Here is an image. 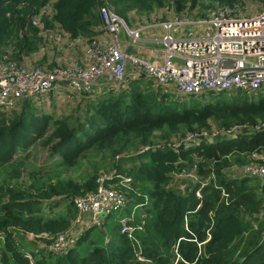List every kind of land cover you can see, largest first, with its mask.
Returning <instances> with one entry per match:
<instances>
[{
  "label": "trees",
  "instance_id": "16d2710c",
  "mask_svg": "<svg viewBox=\"0 0 264 264\" xmlns=\"http://www.w3.org/2000/svg\"><path fill=\"white\" fill-rule=\"evenodd\" d=\"M103 1L125 22L128 12L134 10L148 14L167 7L178 16L203 15L214 5L233 8L241 3L0 0V60L6 57L20 63L39 48L41 28L33 25L32 19L48 4L53 14L41 18L44 29L58 23L71 37H91L101 24L98 7ZM200 6L207 10L197 12ZM151 83L142 78L129 80L120 92H107L96 102L86 103L82 112L73 116L77 127L68 119L34 113L29 101L23 102L19 111L0 109V171L10 170V180H1L7 186L0 184L2 264H31L23 250L31 254L32 264H264V225L255 217L264 205V183L257 177L229 173L249 163L251 155L264 146V132H250L252 126L264 122V94L249 98L240 91L221 92L210 94L203 103L182 104L183 100L169 99L171 94L157 87L153 90ZM212 124L218 129L241 124L249 128L236 140L168 148L173 140L189 132L210 130ZM37 142L51 157H60L64 174L62 168L45 175L39 170L22 171L23 163L15 161L21 157L18 154L29 152ZM146 146L150 149L139 152ZM88 159L93 161L91 170L78 178L72 176L70 172ZM194 163L198 175L213 172L214 181L206 186L191 183L183 194L176 193L172 173ZM98 164L107 170L100 172ZM112 170L116 171L115 180L131 178V189L125 193L128 201L119 209L121 215H130V210L146 199L142 212H134V239L120 232L118 220L104 230L110 215L102 217L100 225L83 231L65 253H54L26 238L27 233H65L77 213L73 200L94 193L99 176ZM54 197L69 199V204L56 215L42 214L43 202ZM93 229L98 231L93 234Z\"/></svg>",
  "mask_w": 264,
  "mask_h": 264
},
{
  "label": "built area",
  "instance_id": "2783aa9c",
  "mask_svg": "<svg viewBox=\"0 0 264 264\" xmlns=\"http://www.w3.org/2000/svg\"><path fill=\"white\" fill-rule=\"evenodd\" d=\"M44 8L32 19L33 25L40 27ZM98 13L102 35L88 39L84 50L85 62L49 68L17 63L3 57L0 60V109L12 110L25 101H36V98L48 96L57 90L86 96L103 94L105 90L99 85L101 82H112L115 88H124L129 80L141 78L151 81L154 87L163 92L174 90L184 97L197 99L221 92L264 94V0L258 10L248 14L241 12L239 7L216 5L203 15L170 14L165 17L163 12H156L155 17L164 16V19L156 22L161 31L159 36L148 40H143L141 36L142 27H130L107 2L99 4ZM121 34L134 45L141 42L161 45L163 59L153 61L128 53ZM247 128V124H241L227 129L213 126L210 130L189 132L185 137L169 143L168 148H189L203 141L212 142L219 136L235 137L242 135ZM251 129L253 133L264 132V122L255 124ZM149 149L146 146L139 152ZM259 150L251 155L249 163L237 169L240 176L257 177L264 183V146ZM196 169L195 163L183 167L172 173L173 179L189 182L183 190L190 189L191 183L206 186L214 181L213 172L200 176ZM115 174V170L102 174L94 193L73 200L77 213L65 233L57 236L45 232L27 233L26 238L35 240L39 246L54 253L67 252L83 231L100 225L102 217L116 212L127 203L125 193L126 189H131V178L120 176L115 180ZM195 192L197 196L200 195L199 191ZM145 204L146 199L135 206ZM100 213H104V216H100ZM255 217L264 225V205ZM133 218L134 212L118 219L120 232L131 240L134 239L135 229ZM0 240H3L1 235ZM139 255L138 259L142 260L143 257ZM23 256L33 263L27 250H23Z\"/></svg>",
  "mask_w": 264,
  "mask_h": 264
},
{
  "label": "rangeland",
  "instance_id": "374dc122",
  "mask_svg": "<svg viewBox=\"0 0 264 264\" xmlns=\"http://www.w3.org/2000/svg\"><path fill=\"white\" fill-rule=\"evenodd\" d=\"M263 0H241V3L239 5H237V7H239L240 11L243 13H251L254 12L256 10H258L261 5H262ZM197 12H205V10H207V7H198ZM154 12H150V13H156V12H163V15L166 14H174L172 12L171 9H168L167 7H158L155 8V10H153ZM148 13V14H150ZM141 14V15H140ZM148 14H142L141 12H136L131 11L128 12V25L130 26L131 21L134 19V21L138 18V16H142V15H148ZM121 36H124V34H121ZM150 83V82H149ZM151 88L153 90H155L154 86L152 85V83L150 84ZM120 90H122L121 88H115V90L113 89V91H108V92H113V93H118L120 92ZM167 94H171L169 96V99H176V100H180L182 101V104H195L198 101L199 102H204L205 98L203 99H197V98H188L185 99L182 98L184 96L179 95L176 91L174 90H169L166 92ZM258 94V93H257ZM101 95H97V96H82V95H75L74 93H70L68 91H62V90H57V92L55 93H50L48 96H42L39 98H36V101H29V106L31 107V109L33 110L34 113H39L40 115H42L43 113H47L53 116V119L55 120H65L68 119L70 122V125L73 127H77L78 124H76V117H73L74 115H79L80 111L82 112V109L84 107V105L90 102H96L98 100V98ZM249 96H253L256 97L258 95H247ZM59 98V99H57ZM180 98V99H179ZM252 98V97H249ZM59 100V101H58ZM39 102V103H38ZM184 102V103H183ZM202 102V103H203ZM180 103V104H181ZM23 103H21L16 110L19 111L22 107ZM183 106V105H182ZM80 110V111H78ZM11 116V115H10ZM80 120H83V115L81 114L80 116ZM211 127H213V124L211 125ZM52 128V127H51ZM29 152H21L18 154V156H21L19 159L15 160L17 162H21L23 163V167L22 171L26 172V170H39L40 172H42V175H45L44 173H51V172H58L61 168V173L64 174V168L62 166V164L60 163V157L59 156H50L49 152L47 151L46 148H44L42 146V144H40V142H37L35 145H33L31 147V149H29ZM93 161L91 159L85 160L82 165L80 166V168L74 172H70L72 176L74 177H79L81 175H83L85 172L90 171L92 166ZM98 167H100L101 171L103 172L107 169H104L101 164H98ZM231 169V168H230ZM229 169V170H230ZM4 170V169H3ZM8 171L4 173L2 171H0V184H3L5 186H7V183H3L1 180L5 179L7 181L10 180V177L8 175H10V170L7 169ZM57 170V171H56ZM230 174H232L233 176H239L238 174V169L237 168H232L231 171L229 172ZM24 178H26V176H24ZM175 186L174 191L176 193H180L183 194L185 192L184 186L186 184H188L189 182L187 180H180L178 179L177 181H175ZM10 184V183H9ZM69 199H61L60 197H54L50 200H46L43 202V207H42V214H46V215H56L58 214L61 210H64L66 208V206L69 204ZM140 202V201H138ZM141 208L143 206H140ZM136 209V206L133 207L130 212H134ZM122 210V209H121ZM121 210L116 211L114 213H112V215L110 214L109 218H107L106 220V227H104V230H106L107 225L112 222L113 220L117 221L119 216L121 215ZM126 211L129 210V207L125 209ZM255 218V217H254ZM103 229V228H102ZM98 231V229H93L91 232L94 234ZM108 238V235L107 237ZM108 240V239H106ZM83 245H86L85 242H83ZM26 248V247H25ZM139 252V249L137 250V253ZM140 258H142L141 255H139Z\"/></svg>",
  "mask_w": 264,
  "mask_h": 264
},
{
  "label": "crops",
  "instance_id": "0c3cea01",
  "mask_svg": "<svg viewBox=\"0 0 264 264\" xmlns=\"http://www.w3.org/2000/svg\"><path fill=\"white\" fill-rule=\"evenodd\" d=\"M43 11H45V14H43L41 17L52 16L53 14L52 5L51 4L47 5ZM169 15L170 14H166L165 17H168ZM162 19H164V16H160L159 18V17H155L154 13H150L148 15L138 16V18L135 21L133 19L131 21L130 27H136V26L142 27L143 29L141 31V36L143 40H148V39H152L153 37L159 36L161 30L156 25L157 24L156 22H159ZM54 25L55 26L52 29H48V28L44 29L42 22L40 20L39 28L41 29L39 30V34L42 37V41L39 45V48L35 52L30 53L27 56H24L20 61V63L38 64L51 68L56 65H68L73 62H85L84 50L88 39L92 37H100L102 35V31L100 30V27L97 26L96 28H94L95 33L91 37L82 36V35H79L77 37H71L69 32L61 28V26L58 23H55ZM123 39L125 46L124 49L128 53L142 56L153 61L156 60L160 61L163 59L164 50L161 45H156L153 44L152 42H145V43L141 42L138 45H134L131 44L128 40H126L125 36H123ZM99 85L103 86L105 90L103 94L107 93L109 90L110 91H113V89L115 90L114 84H112V82H101ZM110 87H114V88H110ZM103 94H94L93 96L103 95ZM82 96L86 97V95H82ZM188 98H194V97H184V99H188ZM240 136L241 135H236L235 137L219 136L215 140L219 139L221 141H231V140L239 139ZM213 141L212 142L204 141L198 144H194L193 146H190V148L199 146L202 143H206V144L213 143ZM134 212L141 213L142 208L137 207Z\"/></svg>",
  "mask_w": 264,
  "mask_h": 264
},
{
  "label": "water",
  "instance_id": "95a60500",
  "mask_svg": "<svg viewBox=\"0 0 264 264\" xmlns=\"http://www.w3.org/2000/svg\"><path fill=\"white\" fill-rule=\"evenodd\" d=\"M100 216H104V213H100Z\"/></svg>",
  "mask_w": 264,
  "mask_h": 264
}]
</instances>
